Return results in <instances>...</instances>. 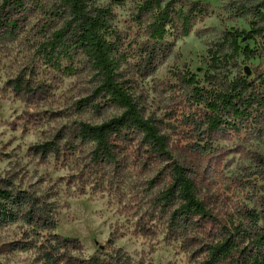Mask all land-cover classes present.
I'll return each instance as SVG.
<instances>
[{
    "label": "trees",
    "instance_id": "trees-1",
    "mask_svg": "<svg viewBox=\"0 0 264 264\" xmlns=\"http://www.w3.org/2000/svg\"><path fill=\"white\" fill-rule=\"evenodd\" d=\"M230 4L249 30L226 32L207 50L209 65L202 81L188 71L175 75L178 91L171 97L175 108L169 109L165 127L145 114L121 71L109 9L95 7L91 0H1L0 41L18 40L28 22L37 19L34 48L40 67L69 75L84 71L90 80V91L73 102L74 112L95 117L109 110L118 113L98 124L79 121L74 143L60 144L57 135L32 146V155L45 159L66 151L71 154L79 143L91 147L94 163L114 164L126 158L139 168L155 170L150 180L157 187L154 205L165 218L170 240L181 242L194 258H201V264H264V157L256 152L245 155L254 170L244 177H254L247 180L256 198L253 207L199 192L201 183L220 171L219 160L226 156L214 143L264 136V70L247 75L241 67L264 58V0ZM137 12L139 20L147 22L149 41L157 44L168 28L179 38L188 37L207 10L199 4L184 10L182 0H142ZM247 42L255 46L242 45ZM160 54L145 56L141 72L154 68ZM7 87L16 97L52 96V87L31 74L9 79ZM171 136L177 139L175 145ZM172 150L179 152L181 161L174 159ZM16 223L29 231L22 241L9 244V251L34 250L38 264H131L121 251L85 258L78 240L56 234L54 203L10 180L0 181V228ZM138 233L156 236L146 224L138 227Z\"/></svg>",
    "mask_w": 264,
    "mask_h": 264
},
{
    "label": "rangeland",
    "instance_id": "rangeland-1",
    "mask_svg": "<svg viewBox=\"0 0 264 264\" xmlns=\"http://www.w3.org/2000/svg\"><path fill=\"white\" fill-rule=\"evenodd\" d=\"M91 1L95 7L110 10L121 71L131 82L145 114L162 121V127L168 125L169 109L175 108L171 100L178 89L175 75L188 71L202 81L209 65L207 50L226 32L249 30L247 22L236 16L230 4L233 0H182L184 10L192 4L205 6V16L198 19L188 37L179 38L168 28L164 39L153 44L147 36V22L137 16L142 0ZM38 27L37 19L30 20L18 40L0 41V181L10 180L54 203L56 234L78 240L85 258L121 251L131 264H201V258H194L181 242L166 236L165 218L157 214L154 205L157 187L150 184L155 170L139 168L126 158L114 164L94 163L90 160L91 147L79 143L71 154L66 151L45 159L32 155V146L57 135L62 138L60 144L74 143L75 123L79 121L98 124L118 114L109 110L95 117L74 112L72 104L90 91V80L84 71L69 75L40 67L34 48ZM245 44L255 46L253 42ZM153 52L162 55L157 56L154 68L141 72L144 57ZM241 67L247 75H254L264 70V58ZM19 74L46 81L52 87L51 98L16 97L7 81ZM176 140L171 136L174 145ZM214 148L226 156L219 160L220 171L208 178L212 182L207 179L201 183L200 195H220L232 203L239 200L253 207L256 198L247 180L251 182L254 177H244L254 170L245 155L256 152L264 157V136L218 141ZM172 154L175 160H182L177 150ZM216 206L222 208L221 204ZM141 224L153 227L156 236L140 235ZM28 231L21 223L0 228V264H38L36 251L10 252L8 248L22 241Z\"/></svg>",
    "mask_w": 264,
    "mask_h": 264
}]
</instances>
